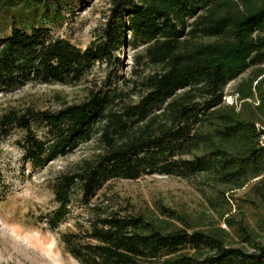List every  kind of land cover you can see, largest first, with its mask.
Returning a JSON list of instances; mask_svg holds the SVG:
<instances>
[{"label": "trees", "instance_id": "trees-1", "mask_svg": "<svg viewBox=\"0 0 264 264\" xmlns=\"http://www.w3.org/2000/svg\"><path fill=\"white\" fill-rule=\"evenodd\" d=\"M65 2L0 0V93L77 85L116 58L128 32L138 50L125 86L89 88L58 110L0 115V133L26 132L25 160L35 168L97 135L99 152L56 186L53 229L77 188L89 216L63 233L67 251L82 264H264V0H113L103 34L86 49L53 33ZM247 71L227 102L228 84ZM40 124L51 139L37 138ZM154 173L203 177L212 214L101 200L108 181ZM248 187L254 222L231 204Z\"/></svg>", "mask_w": 264, "mask_h": 264}, {"label": "rangeland", "instance_id": "rangeland-1", "mask_svg": "<svg viewBox=\"0 0 264 264\" xmlns=\"http://www.w3.org/2000/svg\"><path fill=\"white\" fill-rule=\"evenodd\" d=\"M112 1L66 0L62 8L64 18L52 26L53 33L83 49L90 47L104 32ZM127 41L113 61L98 63L77 85L36 83L0 93V115L12 108L29 106L58 110L66 104L80 103L89 88L109 87L110 83L113 87L118 81L125 86L123 81L133 78L138 51L132 43L131 32L127 34ZM250 73L247 71L228 84L227 102H234L232 94ZM33 131L41 140L52 137L47 126L42 124L36 125ZM96 138L97 135L73 152L35 168L25 160L29 145L26 132L14 128L8 134L0 133V264H82L67 251L61 240L63 233L73 229L76 222L89 220L79 201L78 188L72 191L74 202L59 227L53 229L49 219L60 206L56 196L58 181L64 174L75 171L84 159L99 152ZM202 181L201 176L185 179L159 173L144 174L137 179H112L99 195L106 203L136 211L149 208L158 211L159 206L165 205L193 214H212L210 198L213 192L202 186ZM249 188L238 191L231 204L233 212L237 213L238 205H244L249 221L254 222L253 209L244 202Z\"/></svg>", "mask_w": 264, "mask_h": 264}]
</instances>
